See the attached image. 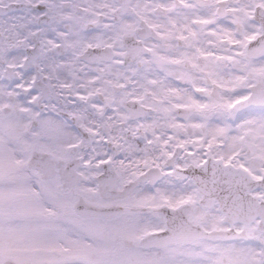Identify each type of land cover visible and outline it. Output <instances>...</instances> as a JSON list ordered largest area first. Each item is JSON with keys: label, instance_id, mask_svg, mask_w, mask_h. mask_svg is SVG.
<instances>
[{"label": "snow or ice", "instance_id": "snow-or-ice-1", "mask_svg": "<svg viewBox=\"0 0 264 264\" xmlns=\"http://www.w3.org/2000/svg\"><path fill=\"white\" fill-rule=\"evenodd\" d=\"M0 264H264V0H0Z\"/></svg>", "mask_w": 264, "mask_h": 264}]
</instances>
